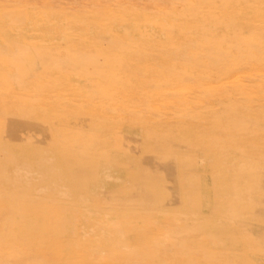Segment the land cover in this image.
I'll use <instances>...</instances> for the list:
<instances>
[{
  "label": "rangeland",
  "instance_id": "1",
  "mask_svg": "<svg viewBox=\"0 0 264 264\" xmlns=\"http://www.w3.org/2000/svg\"><path fill=\"white\" fill-rule=\"evenodd\" d=\"M0 264H264V0H0Z\"/></svg>",
  "mask_w": 264,
  "mask_h": 264
},
{
  "label": "bare ground",
  "instance_id": "2",
  "mask_svg": "<svg viewBox=\"0 0 264 264\" xmlns=\"http://www.w3.org/2000/svg\"><path fill=\"white\" fill-rule=\"evenodd\" d=\"M67 155V154H66ZM147 161V160H146ZM175 171V170H174ZM111 180V179H110Z\"/></svg>",
  "mask_w": 264,
  "mask_h": 264
}]
</instances>
